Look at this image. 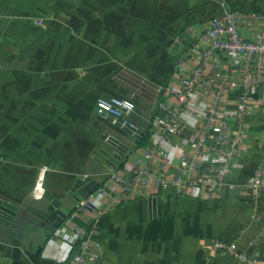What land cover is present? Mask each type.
<instances>
[{"label": "crops", "instance_id": "1", "mask_svg": "<svg viewBox=\"0 0 264 264\" xmlns=\"http://www.w3.org/2000/svg\"><path fill=\"white\" fill-rule=\"evenodd\" d=\"M233 10L264 15V0H0V197L24 205L41 199L35 189L43 168L44 194H71L78 174L121 193L110 174L127 175L142 163V148L152 139L139 144L147 139L146 118L159 110L165 87L177 86L196 68L198 58L188 54L196 36L214 17ZM188 27L195 33L177 45L175 38ZM241 33L248 40L264 38V19ZM242 70L233 67L237 83ZM242 94L237 84L218 104L230 133L243 135L229 185L212 193L200 187L180 194L173 181L180 173V148L189 149V142L175 137L177 149L164 142L170 156L163 174L170 182L137 185L101 216L100 256L93 264H239L237 255L217 251L216 241L237 243L249 255L247 264H264V196L254 200L248 187L264 161V83L252 87L248 114L240 122L234 112ZM111 97L135 103L129 118L145 133L138 141L110 130L132 151H117L121 161L113 170L94 159L114 126L97 113V100ZM192 98L196 108L215 105L204 89ZM170 101L177 105L175 98ZM104 202L92 194L82 201L66 199L72 212L79 211L76 223L83 227ZM64 223L50 232L24 209L11 224L0 223V264L64 260L71 250ZM258 236L259 243L250 245Z\"/></svg>", "mask_w": 264, "mask_h": 264}, {"label": "built area", "instance_id": "2", "mask_svg": "<svg viewBox=\"0 0 264 264\" xmlns=\"http://www.w3.org/2000/svg\"><path fill=\"white\" fill-rule=\"evenodd\" d=\"M259 19H264V15L259 12L229 11L214 17L204 33L196 36L188 54L196 56L199 62L191 73L181 76L177 86H167L163 90V99L158 103L159 113L150 123L152 139L141 151L142 163L127 175L116 172L110 174L111 179L120 184L121 193L115 194L100 186L92 194L94 200L104 198L105 202L90 227L76 223L78 210L71 213L64 223V237L71 242L69 256L50 264H93L99 259L96 234L100 228L101 216L111 212L115 205L121 204L137 185L147 186L156 182L158 185L167 186L170 181L165 178L163 169L169 164L170 155L163 143L171 141L175 149L180 148L178 143H173L177 136L189 142V149L180 148V173L173 181L180 194L200 187L212 193L229 185L228 175L241 151L243 135L240 132L230 133L227 122L219 117L218 104L223 101L229 89L238 84L243 94L234 115L242 122L248 114L249 92L255 85L264 83V38L261 35L255 40H248L241 33L244 27L252 28ZM36 23L42 25L43 21L37 20ZM194 33L195 29L188 27L184 34L177 35L175 43L182 45L186 37ZM243 58L248 60L246 65H243ZM235 66L243 69L239 83L234 81ZM209 69L212 70L211 74L208 73ZM200 89L210 92L215 100L213 107L200 109L194 106L192 96ZM170 98L176 99V106L171 104ZM261 102L264 103V100ZM135 107L130 99L111 97L99 98L96 108L100 116H111L115 121L120 119L124 126L132 124L129 115ZM188 116L194 123L188 122ZM45 171L46 168L41 170L35 189L40 198L44 195L40 181ZM194 172L197 175L192 177ZM248 187L254 200H260L264 196V161L255 169ZM260 239L259 236L255 237L250 245H257ZM51 243L56 242L51 240ZM215 249L222 254L237 255L239 264L251 263L247 252L239 251V245L235 242L216 241Z\"/></svg>", "mask_w": 264, "mask_h": 264}, {"label": "water", "instance_id": "3", "mask_svg": "<svg viewBox=\"0 0 264 264\" xmlns=\"http://www.w3.org/2000/svg\"><path fill=\"white\" fill-rule=\"evenodd\" d=\"M114 126L108 130V137H103L102 145L97 146L94 153V159L101 164H105L109 170L116 169L121 161V156L117 151L126 152L130 155L132 151L126 146L119 137L111 134L110 130L134 135L138 141L142 140L145 133L133 124L122 125L119 119L115 121L113 117L107 118ZM106 137V138H105ZM137 141V142H138ZM126 157H129V156ZM100 186V182L93 178L92 175L83 176L78 174L74 179V188L72 193L65 192L57 196L50 191H46L41 199L35 200L32 205L24 203L15 204L9 200L0 197V223L9 225L17 215L24 209L37 216L41 223L50 231L58 230L67 218L71 215L72 209L67 205L66 199L73 197L76 201H82L93 194ZM24 207V208H23Z\"/></svg>", "mask_w": 264, "mask_h": 264}, {"label": "trees", "instance_id": "4", "mask_svg": "<svg viewBox=\"0 0 264 264\" xmlns=\"http://www.w3.org/2000/svg\"><path fill=\"white\" fill-rule=\"evenodd\" d=\"M136 108V107H135ZM159 113V110H156L154 113H153V115L151 116V118H149V117H147L146 118V121H145V125L143 126V130L146 132V134H147V139L146 140H144V141H142V142H140L139 144H144V143H147L148 142V137H150V135H151V133H150V123H151V120L153 119V117L156 115V114H158ZM130 119V118H129ZM130 121H131V119H130ZM149 144V143H148ZM109 175H106L104 178H103V182H104V180H105V178H107ZM77 219V218H76ZM76 219H75V221H76ZM85 227V226H84ZM89 227H90V225H89ZM86 228H88V227H86Z\"/></svg>", "mask_w": 264, "mask_h": 264}]
</instances>
